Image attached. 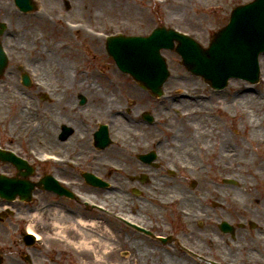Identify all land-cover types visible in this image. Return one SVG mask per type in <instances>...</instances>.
Returning <instances> with one entry per match:
<instances>
[{
    "label": "rangeland",
    "instance_id": "rangeland-1",
    "mask_svg": "<svg viewBox=\"0 0 264 264\" xmlns=\"http://www.w3.org/2000/svg\"><path fill=\"white\" fill-rule=\"evenodd\" d=\"M251 1L34 0L36 10L23 14L16 8L13 0H0V24L5 26V30L0 34V45L8 58V65L0 76V85L12 86V89L23 97L22 103L12 102L8 107L0 108V145L28 158L35 168V174L30 177L34 182L46 171L55 172L52 165L41 164L42 158L37 157L38 154L41 155L44 150L71 154L77 164H82L81 171L67 169L66 175L76 179L77 189L92 196L94 202H102L119 212L127 208L129 212L136 211L138 216L153 218V221L158 222L162 234H167L172 228L178 237L186 235L198 248L209 247L207 252L211 256L223 253L224 256L232 258L238 246L229 234L222 235V240L231 244L227 248L217 247L216 244L208 246L207 243L190 237L200 233L214 236L213 232L206 229L198 231V228L190 226L189 219L181 214L182 209L196 207L197 210V200H201L200 206L212 217V223L225 221L230 225L247 222L258 225L252 232H238V235L246 236V241L241 245L258 247L260 243L257 235L259 232L264 233V183L259 184L258 180H255L250 168L257 169V164L263 161L264 142H250L249 132H252L256 139L264 136V125L258 124L259 118L264 115V104L260 105L264 102V54L259 57L261 81L257 85L248 87L244 81L232 79L223 93L213 94L208 92L202 79L192 76L183 68L181 59L175 52L162 51L170 76L164 85L165 97L152 98L150 93L141 90L128 75L118 70L105 50V39L108 36H147L159 26L186 33L200 45L207 47L213 35L229 21L232 9ZM83 5H87L88 11H84ZM58 16L77 20L99 36L92 40L81 34H66ZM51 19L55 22H51ZM60 42L64 47L55 50L54 45ZM15 45H21L23 48L14 50ZM37 51L45 52L48 58L45 62L46 68L44 63H40L43 60L37 58ZM54 66L59 67L57 71H53ZM65 68L71 80L63 77L62 74L67 71ZM24 73L30 77L32 85L29 88L22 85L21 77ZM83 79L88 81V85H83L86 84ZM246 88L251 90L248 95L254 103L245 104L240 98L241 91ZM80 95L87 100L83 106L80 105ZM99 95L107 101L97 103L95 96ZM183 95H190L191 98L180 99ZM236 102L239 105H236ZM26 103L31 104V116L26 118L32 123L33 130L17 133L16 125L25 119L21 113L27 107ZM107 106L117 110L107 112L104 109ZM98 107L102 109L98 110ZM118 112L124 115L132 132H139L138 137L123 139L118 135L114 123ZM144 112L157 119L156 126L148 125L142 120L141 115ZM253 112L256 117L252 116ZM248 114L250 116H247ZM43 115L49 120L53 119L55 134L52 140L36 136L41 127L36 128L37 132L34 128L38 122H42ZM247 121H255L254 129L248 126ZM98 124H106L110 130L111 144L102 150L95 149L92 140L93 133L98 130ZM63 126L71 128L73 133L68 137L69 140L61 142L58 136ZM86 132L90 138L88 143H80L74 138ZM215 132L223 133L224 144L232 145L235 151L238 163L232 162L235 165L232 171L227 170L226 161L218 158L222 146L218 139L211 137ZM153 137L164 141L160 150L164 151V156L171 160L172 166L176 168L173 178H160L147 185L151 192L161 194L162 198L174 197V203L164 207L168 209L158 211L156 215L152 214V207L146 210L137 207L141 201L149 200V191L144 193L143 190L139 196L140 200L131 192L132 187L146 188L134 180L144 170L136 156L151 148L149 145ZM228 145L224 147L227 148ZM125 147L131 148L133 152H128ZM225 148L221 152H225ZM105 161L126 167L124 175L118 176L112 172V179L118 184L121 198L114 199L113 194L108 195L103 190L93 189L81 178V173L92 170L91 168L105 175L107 170L101 165ZM181 161L195 164L196 173L192 174L187 168L179 165ZM216 162L219 166H216ZM16 172L11 164L0 162V174L14 177ZM163 174L164 172H161V175ZM224 180L232 181L233 184H226ZM193 183H197L196 186L193 187ZM33 195L34 201L28 208L18 201L3 203L4 207L13 211L14 216L5 215L1 219L3 222H0L2 264H126L129 261L122 256L125 251L132 256V263L141 264V258L144 257L140 256L139 249L130 246L129 241L136 237L131 235L129 239L125 238L123 227L113 218H105L111 231L104 227L102 221H98L102 232L109 234L106 242L108 247L103 248L105 255L102 258L94 256V250L74 246L73 242L79 238L84 241L82 238H85L87 245L91 243L94 247V238H90V233L83 228L76 231L80 228L79 224L66 226V218L63 220L66 228L65 235L62 234L63 238H51L50 233H59V230L51 228L44 218L36 220V229L39 230L41 239L35 246H25L22 237L16 232L17 225L20 224L18 216L27 217V209L48 207L56 200L38 189ZM207 198L209 202H206ZM187 199L196 201L191 205ZM66 204L68 208L72 207L68 202ZM3 209L5 208H0V213ZM79 211L87 218L105 217L101 212H91L83 206ZM55 213L58 215L57 210L50 214L57 216ZM27 218L28 224L35 225L31 215ZM73 231L79 233L78 236L73 237ZM215 235L221 237L218 232ZM107 236L105 234L104 238L107 239ZM147 245L150 249L153 247L151 244ZM162 250L164 254L169 250L170 255L182 256L181 251L169 247ZM108 251L111 253L106 255ZM22 257L28 258L31 263H25L21 260Z\"/></svg>",
    "mask_w": 264,
    "mask_h": 264
},
{
    "label": "flooded vegetation",
    "instance_id": "flooded-vegetation-1",
    "mask_svg": "<svg viewBox=\"0 0 264 264\" xmlns=\"http://www.w3.org/2000/svg\"><path fill=\"white\" fill-rule=\"evenodd\" d=\"M223 91L220 92H214L215 94H221ZM87 103V102H86ZM153 124V123H152ZM158 129V128H157ZM59 141L60 138L58 136ZM67 140V139H66ZM64 140V141H66ZM63 142V141H61ZM94 145V144H93ZM164 141L160 139L159 137H153L151 147L148 151H142L137 154L141 156H150L152 154L153 158L152 159H138L139 164L141 167L144 169L136 179L142 187H145V189H141L140 187H132L131 192L134 195H137L136 198L137 200H140L141 198L139 197L142 191L144 190V193L149 191L150 196L148 197L149 200H143L141 201L140 204L137 205L139 209H150L152 207V214L156 215L158 211H163L168 208L164 207H169L171 204L174 203V197L172 198H162L161 194H157V192L149 190L147 185H149V182H156L160 178H173L176 174V168L173 165L171 160H168L167 157H165L164 151L160 150L161 147H163ZM95 149H97L94 146ZM48 151V150H47ZM52 152V151H50ZM56 154L57 156L62 157L66 153L62 152H52ZM52 165V168L54 169V173L52 171H46L44 172V176L46 178H54L58 181L60 185L63 184H68V188L73 191L75 194H80L82 193L77 189V181L76 179L71 178V176L68 177L66 175V171L68 168L66 167L65 163L57 162V163H52V162H46L44 163L45 166ZM49 165V166H50ZM106 171L105 175H102L100 171L95 172L94 168H91L92 170L86 171L84 173H89L92 174L93 176L99 178L102 180V182L106 183L105 187L98 188V187H92L93 189L96 190H103L108 193V195L113 194V192H119L118 187L116 184V181L112 179V172L116 173V175H124L126 172V167H123L121 165H118L116 163H111V162H103L101 164ZM179 165L183 166L184 168H187L190 173H196L195 170L197 171V167L195 164H190L186 161H181ZM82 164H79L75 168H71V170H77L79 169V172L81 171ZM70 170V169H69ZM100 172V173H99ZM161 172H164L163 175H161ZM81 178H83V173H81ZM225 179V178H223ZM133 180V181H134ZM226 183V180L223 181ZM197 184V183H196ZM195 183H193V187L196 186ZM169 188V187H168ZM48 195L53 196L56 200L55 203L49 207L48 210L53 209L58 206L60 208V214H66L68 217L71 219H65V222H67L66 226H74V224H79L77 221L79 219H82L86 221L87 223H93V222H98L99 220L103 222V225L106 229H109L111 231V227L105 220V218H113L114 220L118 221L120 225L123 227L122 231L125 234V238L129 239L131 235L136 237L135 239H132L129 241L131 242L130 246L135 247L137 249L140 248V245L143 246L144 248L147 247L149 248L148 244L153 245L151 249L149 248L150 251L159 250V256L154 257L151 259L148 256L144 257V264H151L152 260L155 261L154 264H174L175 261H179L180 259H184L188 261L186 264H264V233H260L257 235L258 242L260 243V247L258 246H243L241 245L242 242H245L244 240L246 236L238 235V232L242 231H254L256 228H258V225L256 224H251V223H241L237 225H230V227L233 229L231 233H228L225 230V226L218 222V223H212V217L207 215L205 210L200 206L201 200H197V210L196 207L194 208H188V209H182L181 211H185L186 213V218L189 219V225L198 228V231H205L206 229L209 232H213L214 236H211V234H198V235H191L190 237L195 238L196 240L203 241L204 243H207L208 246H211L212 244H216V246L224 247L227 248L231 246L229 241H223L222 240V235H227L229 234L230 238L232 239L233 242L237 243L238 250L236 249L235 255L232 258L226 257L223 255V253H216L215 256H211L208 254L207 250L209 247H200L198 248L197 246L194 245L193 241L189 240L186 235L184 236H177L175 232H173V229L171 228V231H168L167 234H162L160 226L158 222L153 221V218H149L146 215L145 216H138L136 214V211H130L129 209L127 211L126 209H121L122 211H116L114 207H108V210L105 212H102V214L105 217L96 218H87L86 216H83V214L80 213V208H82V203L79 199V197H74V198H65V197H59L51 192H46ZM148 194V195H149ZM204 197H202L203 199ZM178 199V197L176 198ZM196 201V200H192ZM66 202L72 205V207L67 206ZM162 202H165L166 204H163ZM206 202L208 201V198L206 199ZM61 203V204H60ZM194 203V202H193ZM66 206H64V205ZM79 209V210H77ZM52 210V211H53ZM85 210H89L91 212L94 211V205L91 207V209H88L85 207ZM51 211V212H52ZM59 211V210H58ZM94 215V213L92 214ZM46 219L49 221V219L52 217L50 213L46 215ZM194 217V218H193ZM197 217V219H195ZM121 218H125L127 220H123ZM101 223V222H100ZM80 226V225H78ZM77 226V227H78ZM94 226V225H93ZM80 229V228H79ZM94 230V227H93ZM262 231V230H261ZM23 232V231H22ZM21 232L20 237H22L23 233ZM94 232V231H93ZM109 232V231H108ZM218 232L219 235H215V233ZM129 233V234H128ZM111 235V234H110ZM112 236V235H111ZM115 241V239H112ZM215 243H214V242ZM217 241V243H216ZM140 245H139V244ZM219 243H226L225 245H220ZM172 248L173 250H178L182 252L181 257H175L173 255H170L169 250H166L167 254L163 252V248ZM122 256L126 259L131 258L132 256L125 251L122 253ZM231 257V256H230ZM170 258V260H168ZM177 258V259H174ZM159 259V260H157ZM173 262V263H172Z\"/></svg>",
    "mask_w": 264,
    "mask_h": 264
},
{
    "label": "water",
    "instance_id": "water-1",
    "mask_svg": "<svg viewBox=\"0 0 264 264\" xmlns=\"http://www.w3.org/2000/svg\"><path fill=\"white\" fill-rule=\"evenodd\" d=\"M15 2L23 12L35 8L32 0ZM174 41L178 42L175 51L182 57L183 66L213 87L223 88L232 77L256 83L259 79L258 57L264 52V0L234 8L228 25L215 34L207 49L172 29L159 27L148 37L110 38L106 50L122 72L140 81L142 87L158 92L169 76L160 50H172ZM5 67L6 58L0 49V74ZM24 84L29 86L27 77H24ZM0 160L12 162L19 170L26 168L8 155L0 154ZM28 175L30 173L23 176ZM26 185L16 179H0V197L12 200L20 195L21 199L27 200L34 185Z\"/></svg>",
    "mask_w": 264,
    "mask_h": 264
},
{
    "label": "bare ground",
    "instance_id": "bare-ground-1",
    "mask_svg": "<svg viewBox=\"0 0 264 264\" xmlns=\"http://www.w3.org/2000/svg\"><path fill=\"white\" fill-rule=\"evenodd\" d=\"M83 7H84V11L85 12L88 11L87 5H83ZM110 7H112V6L110 5ZM58 19L62 21L61 26L63 27V29H64V31H65L66 34H71V35L72 34H76L77 36L81 34L84 37L89 38V39H92V40H94V38H97V36L94 34V31L93 30L92 31L88 30L87 29V26H85L84 24H81L77 20H73V19H69V18H66L65 19L64 17H59V16H58ZM50 21L51 22H55L52 19ZM36 42H37V40H36ZM13 45H14V43H13ZM35 47H37V46L35 45ZM59 47L60 48L64 47L61 42L58 43V45L57 44L54 45V49L55 50H57V48H59ZM21 48H23V46H21V45L20 46L15 45L13 47L14 50L21 49ZM24 48L27 49L26 47H24ZM36 56H37V58L39 60H43V61H40V63H44L43 66L46 68L45 62L48 61V58L46 57L45 52H43V51H39L38 52L37 51ZM262 63L264 65V60L262 61ZM56 66H58V65H56ZM56 66H54L55 68L54 67L52 68L53 71L54 70L55 71L58 70L59 67H56ZM64 70H67V68H65ZM62 75H64L63 77L66 80H71V78H70V76L68 74V70L67 71H64V73ZM83 80L85 81L86 84H83V83L82 84L83 85H88V81L86 79H83ZM250 91L251 90L249 88H246L243 91H241V94L242 95H240V98L243 99V102L245 104L254 103V100L252 99V97L248 95L250 93ZM235 97H237V96H234V98ZM95 99H97V103H99L100 101L102 103H104V102L107 101L101 95L95 96ZM22 100H23V97L19 93L15 92L14 89H12V86H9L8 87V85H0V108L1 109H3V107H5V106L6 107H8V105L10 106L12 102L14 104V102H20L21 101V103H22L23 102ZM26 104H27V107L21 113L22 117H25V119L21 120L19 122V124H17L16 127H15V130L17 131V133H22L24 131L28 132V130H30V129L33 130L32 123L30 121H28L29 118H26V116H29V117L31 116V109H30L31 104H29V103H26ZM263 104H264V102L263 103L261 102L260 105H263ZM236 105H239V104L236 102ZM100 109H102V108L101 107H98V110H100ZM104 109H106L107 112H110L112 110V108L111 107H108V106L105 107ZM72 110H74V109L72 108ZM113 110H117V108H115ZM41 116H42V114H41ZM117 116L118 117H114V120H115L114 123H115V129L117 128L116 130L118 132V135H121L123 137V139H125V137H129L130 138L132 136H134V137H138L139 136V132H136V131L135 132H132L129 129L131 126L128 124L126 118L122 115V113L118 112L117 113ZM247 116H250V115L248 114ZM252 116L253 117H256L255 112H253ZM48 120L49 119L46 116L43 115L42 122L41 123L38 122L35 125L36 127L34 129L36 130V128L38 126H40L41 127L40 131L37 132L38 130H36V132H37L36 133V136L39 137V138L46 139V140H52V137L55 134V130L52 127L53 126V119H50L49 121ZM247 123H248V126L251 129H254V127L256 126L255 121H247ZM258 124L259 125L260 124H263L264 125V115L259 118ZM132 133H133V135H132ZM193 133L196 134V132H193ZM39 135H41V136H39ZM223 135L224 134L221 133V132H215V133H213L211 135V137L212 138H215V140L218 139V141L221 142V146L222 147H220V149H219L218 158H221L222 160L226 161V168H227V170L228 171H232L233 167L235 166V165L232 164V162H235V157H236L235 156V151L231 147L232 145L229 146L228 144H224L223 138H225V137ZM74 138H76L79 141H81L83 139L79 135H77ZM249 139H250V142H252V143L256 142V143H259L260 144V143H263L264 142V136L263 137L259 136L258 139H256V138H254L252 136V132H249ZM67 140H69V139H67ZM70 141H71V138H70ZM89 141H90V139L88 138V139L85 140L84 143H86V142L88 143ZM224 145H226V146L228 145L229 147L225 148ZM223 148L226 149L225 152H221ZM125 149L132 150L131 148H128V147H125ZM189 151L190 150H188V152ZM262 158H263V161H260L257 164L258 165L257 166V169L256 168L253 169V167L250 168L251 174L253 175V177L256 178L255 180H258V183L259 184H263L264 183V156H262ZM245 163H247V162H245ZM216 166H219V163L216 162ZM253 166H254V164H253ZM113 195H114L113 196L114 199L121 198L120 193L117 192V191L116 192H113ZM187 202H189L191 205H193V202L194 201L187 199ZM162 203L163 204H166L165 202H162ZM52 210L53 209L43 210V208H41L40 206L37 209L33 210L31 212V215H32V217L35 220V222H34L35 225L29 224V226L27 228V232L29 234L34 235L36 239H39V235L37 233L38 232V229H36V227L38 225L36 223V220L43 219L44 218L46 224H48L49 226H51V228H54L55 227V228H57L59 230V233L56 232L55 234H53V233H50V234L51 235H55V236H60L61 238H63V236L65 235V230H66V228L64 226V223H63V220H64V218H66V219H68V218L71 219V218L68 217V215H66V214H58L57 215V213H55V215H57V216H52L49 219V221H48L46 219V215L48 213H51ZM58 212H60V211H58ZM195 219H197V217H195ZM77 223H79L81 225L80 228H84V229H87L86 226H88V227L90 226V229H93V227H94V230H92V231H94V235L93 234H89L90 238H94V247L91 245V243H90V245L89 244L87 245V243L85 242V238H82V239H84V241H80V238L76 242H73L72 241L73 244H74V246H76L78 248H85V249L86 248H89V249H91V251L94 250V256H97L99 258L100 257L102 258L105 255L104 254L105 251L103 250V248L108 247L106 245V242H108V238L107 239L104 238V232H102V230H101L98 222L87 223L85 221H77ZM105 233L107 234V232H105ZM62 234H63V236H62ZM78 234L79 233H76L75 231H73V235H74L73 237L78 236ZM107 235H109V234H107ZM91 240L93 241V239H91ZM139 252H140L139 254H140L141 257H143L145 255L144 257L148 256L150 258V256H151V259H153L154 257L159 256V250H155L154 249L153 251H150L149 248H147V247L144 248L141 245H140V248H139ZM110 253H111V251H108L106 253V255H108ZM141 259H140L141 260V264H144V259L143 258H141ZM127 260L129 262L126 263V264H139V263H136V262L132 263V258H128ZM157 260H159V259H157ZM168 260H170V258H168ZM187 262L188 261H186L184 259H180L179 261H175L174 264H186ZM154 263H155V261L152 260L151 264H154ZM166 263L169 264L168 262H166Z\"/></svg>",
    "mask_w": 264,
    "mask_h": 264
}]
</instances>
